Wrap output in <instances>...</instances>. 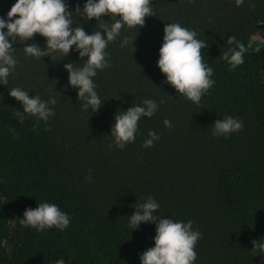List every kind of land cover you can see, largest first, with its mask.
Segmentation results:
<instances>
[{
	"label": "trees",
	"instance_id": "trees-1",
	"mask_svg": "<svg viewBox=\"0 0 264 264\" xmlns=\"http://www.w3.org/2000/svg\"><path fill=\"white\" fill-rule=\"evenodd\" d=\"M14 2L0 0V17ZM83 2L66 0L71 11ZM150 7L154 15L138 31L123 27L107 45L110 66L93 77L104 102L93 114L80 110L76 90L67 87L63 64L80 66L77 53L33 59L22 44L13 45L15 71L0 84V264H54L60 258L65 264H140L155 228L142 223L130 230L127 215L149 195L160 204L158 214L191 219L201 232L194 264H264V255L251 252V241L264 237V0H151ZM71 19L83 23L77 12ZM169 22L195 30L207 43L201 51L214 84L199 106L164 83L156 66ZM95 25V19L85 23V31ZM229 35L247 47L243 63L231 71L219 57ZM122 36L134 44L121 48ZM33 39L44 46L40 35ZM7 87L45 100L55 96L47 128L34 117L18 121L20 104ZM145 98L164 103L138 122L133 143L108 149L113 114ZM225 115L242 120L241 130L213 137L211 124ZM149 129L160 139L143 148ZM40 201L69 214L63 231L19 224L24 209Z\"/></svg>",
	"mask_w": 264,
	"mask_h": 264
},
{
	"label": "clouds",
	"instance_id": "clouds-1",
	"mask_svg": "<svg viewBox=\"0 0 264 264\" xmlns=\"http://www.w3.org/2000/svg\"><path fill=\"white\" fill-rule=\"evenodd\" d=\"M240 2L236 0L237 5ZM150 4L151 0H84L82 6L77 4L75 10L71 11L66 0H15L5 16L0 17V84L7 85L9 75L15 71L17 60L12 54L14 44H22L24 55L33 59L45 56L52 59L54 54H59L63 59L72 51L77 53L82 64L75 66L76 61L63 64L68 73L67 87L76 90L81 111L90 109L92 114L97 112L104 101H101L96 91L93 77L97 70L110 66L105 49L121 36L123 27L138 26V31L144 25L145 17L154 15ZM72 12L79 13L83 23H73ZM105 16L110 18L105 20ZM93 19L96 20L93 28L96 30L85 31L84 24ZM74 24L75 27L72 26ZM36 34L44 38L43 47L33 39ZM130 43L134 44V41L128 36L121 37V48ZM226 44L228 47L219 57L231 71L243 63L247 47L233 35L228 36ZM206 47L207 43L198 38L195 30L176 22L165 23L156 66L164 75V83L197 106L200 105L201 97L214 84L213 69L202 56L201 50ZM7 89L8 95L20 104V108L14 111L19 122L22 123L26 117H34L36 121L44 122L47 128V122L55 115L52 107L57 103L55 96L45 100L38 94L30 95L29 91L21 87ZM163 103L161 99L159 104ZM159 104L155 99L145 98L139 104L132 103L127 109H117L107 134L110 137L108 149H112L113 145L123 149L126 144L133 143L138 134V122L142 118H151ZM163 124L167 128L172 127L167 118ZM242 126L243 121L239 118L225 115L213 121L210 134L227 138L239 132ZM159 139L160 135L149 129L141 147H151ZM86 179L91 181V175ZM133 205L130 207L134 211L127 215L128 228L138 229L142 223L153 224L155 228L153 245L139 254L140 264H194V246L201 232L193 228L191 219L173 220L170 216L165 218L158 214L160 204L151 195ZM69 222L68 213L57 204L47 201L38 202L35 208H25L19 219L22 227L33 228L38 232L51 228L63 231ZM251 243V252L264 255V237L253 239ZM54 264H65V260L56 259Z\"/></svg>",
	"mask_w": 264,
	"mask_h": 264
}]
</instances>
